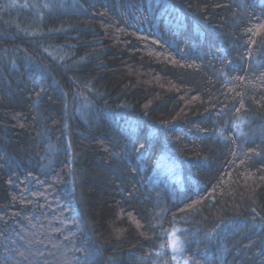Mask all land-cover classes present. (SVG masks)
<instances>
[{
	"label": "trees",
	"instance_id": "obj_1",
	"mask_svg": "<svg viewBox=\"0 0 264 264\" xmlns=\"http://www.w3.org/2000/svg\"><path fill=\"white\" fill-rule=\"evenodd\" d=\"M174 247L264 264V0H0V264Z\"/></svg>",
	"mask_w": 264,
	"mask_h": 264
},
{
	"label": "rangeland",
	"instance_id": "obj_2",
	"mask_svg": "<svg viewBox=\"0 0 264 264\" xmlns=\"http://www.w3.org/2000/svg\"><path fill=\"white\" fill-rule=\"evenodd\" d=\"M171 239H172V246H175L178 243V239H176L175 235L172 236ZM173 249H174V252H175V255H176L177 264H185L186 262H185V260H183L184 258L182 257V255L180 256V252L178 251L179 249H176V247H174Z\"/></svg>",
	"mask_w": 264,
	"mask_h": 264
},
{
	"label": "snow or ice",
	"instance_id": "obj_3",
	"mask_svg": "<svg viewBox=\"0 0 264 264\" xmlns=\"http://www.w3.org/2000/svg\"><path fill=\"white\" fill-rule=\"evenodd\" d=\"M175 235V233H173V236Z\"/></svg>",
	"mask_w": 264,
	"mask_h": 264
}]
</instances>
